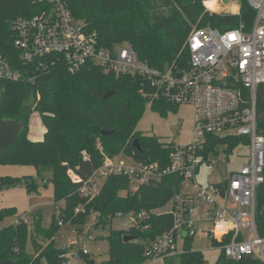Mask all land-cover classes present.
<instances>
[{"label": "trees", "instance_id": "16d2710c", "mask_svg": "<svg viewBox=\"0 0 264 264\" xmlns=\"http://www.w3.org/2000/svg\"><path fill=\"white\" fill-rule=\"evenodd\" d=\"M63 1L72 16L83 23L84 30L94 34L103 47L126 43L138 61L163 71L188 69L186 41L194 29L210 27L223 32L236 28L240 21L249 24L254 18L246 0H238L239 15L209 13L201 0ZM41 7L42 4L33 5L32 0H0V58L17 76H0V123L4 119L24 123L14 142L0 152V164L32 166L40 177L50 176L54 203L63 202L64 207L60 210V221L52 222L47 230L41 228L39 219L31 231L26 223L1 228L0 263L10 260L11 264H42L46 260L49 264H60L59 255L64 249L55 247L53 239L59 222L85 225L95 214V228L105 229L115 217L146 212L149 219L139 228L131 226L128 230L109 232V259L101 263L142 264L146 244L172 228L171 214L153 211L166 206L180 191L181 177L165 176L159 183L141 186L132 193L127 177L112 175L98 194L83 198L78 193L80 183L74 182L68 172L86 181L104 159L119 154L137 162L167 165L174 145L144 135L137 126L148 105L162 117L176 112L178 106L145 98L143 92L148 87L138 75L106 72L92 64L70 74L64 65H49L47 59L24 62L14 45L11 24L16 17L39 13ZM43 65L49 66L44 69ZM108 92L114 94L105 100ZM30 100L33 105L28 107ZM33 110L39 113L44 127L40 141H31L26 136ZM257 110L258 132L264 135V86L259 88ZM103 131L109 133L103 135ZM135 140L139 151L133 147ZM23 179L27 191L33 192L32 179ZM17 183L19 178L2 177L0 190ZM80 204L84 212L75 214L74 209ZM10 216H15L14 209L0 210V223ZM32 234L45 243L36 242ZM126 235L137 239L124 242ZM191 239L185 238L182 251L165 257L163 264H205L202 253L191 249ZM29 240L32 253L27 251ZM218 263L234 264L222 253ZM239 264L259 263L248 258Z\"/></svg>", "mask_w": 264, "mask_h": 264}, {"label": "built area", "instance_id": "2783aa9c", "mask_svg": "<svg viewBox=\"0 0 264 264\" xmlns=\"http://www.w3.org/2000/svg\"><path fill=\"white\" fill-rule=\"evenodd\" d=\"M246 1L254 12L251 23L240 21L236 28L223 32L210 27L193 30L186 41L190 64L183 72L150 68L138 61L129 46L103 47L63 0H32L33 5L42 4L39 13L12 21L14 45L24 62L47 59L49 65H64L70 74L92 64L106 72L138 75L148 87L145 98L192 108V138L174 146L167 165L137 162L128 156L134 165L106 158L86 181L68 172L80 183L78 193L83 198L98 194L112 175L127 177L132 193L165 176L181 177L180 191L167 212L173 219L172 228L146 244L142 264L177 255V240L198 233L210 239L229 262L239 264L249 258L264 264V135L258 132L257 110L259 88L264 86V0ZM201 2L209 13L220 11L217 0ZM230 12L239 15V9ZM0 66V76L17 77L1 58ZM221 152L227 160L241 163L223 182L203 187L196 175L200 168H211V159ZM80 212H84L81 204L74 209L75 214ZM128 215L137 228L149 219L146 212ZM23 223L28 224L18 218L14 225ZM200 224L210 228L200 229ZM92 260L85 249H64L59 255L60 264H90ZM42 264L49 263L43 260Z\"/></svg>", "mask_w": 264, "mask_h": 264}, {"label": "rangeland", "instance_id": "374dc122", "mask_svg": "<svg viewBox=\"0 0 264 264\" xmlns=\"http://www.w3.org/2000/svg\"><path fill=\"white\" fill-rule=\"evenodd\" d=\"M219 12L217 14H231L230 10L236 11L240 5L238 0H217ZM217 7L214 5V10ZM118 47L127 48L126 43L117 44ZM9 68V66H8ZM33 105V100L27 102V106ZM138 130L144 135L155 136L161 141L173 144L174 146L188 143L193 133V110L189 106H179L176 112H168L165 117L153 112L148 105L145 113L138 123ZM43 124L40 115L33 110L27 121L26 136L31 141H40L43 139ZM211 168H200L196 175L197 181L203 187L209 183L223 182L228 173L235 170L236 166L241 163L232 158L225 157L223 152L211 159ZM114 163H123L134 165L132 158L119 154L114 158ZM2 177L19 178L20 183L0 190V210L11 208L15 211V216L6 217L0 223V229L7 227L18 218L26 220L28 228L31 231L33 224L40 220L42 229L50 228L52 222L60 221V210L64 203L55 204L53 199V183L51 177H40L36 169L32 166H13L0 164V179ZM29 177L35 185V190L31 193L27 191V185L23 178ZM47 180V182L45 181ZM186 186L185 184L183 185ZM171 209V202L163 208L154 211L155 214L167 213ZM96 215L92 214L85 225H74L71 222L62 224L55 230L53 239L54 245L60 249H70L76 252L80 249L88 251L95 264H101L109 259V245L107 236L110 231L128 230L133 225V219L129 215L115 217L105 229L95 228ZM210 228V225L200 224V229ZM38 243H45L37 235H31ZM183 240L178 239L176 242V251L180 253L183 248ZM191 249L201 252L205 264H219L221 251L214 248L210 239L196 234L191 239ZM27 251L33 252L31 241H28ZM162 263V262H161ZM159 263V264H161Z\"/></svg>", "mask_w": 264, "mask_h": 264}, {"label": "water", "instance_id": "95a60500", "mask_svg": "<svg viewBox=\"0 0 264 264\" xmlns=\"http://www.w3.org/2000/svg\"><path fill=\"white\" fill-rule=\"evenodd\" d=\"M225 84V81L222 82ZM114 92H108L104 95V99H108L110 96H112ZM24 128V123L13 120V119H4L0 123V152L3 151L6 147H8L10 144L14 142V140L18 137V135L22 132ZM109 132L103 131L102 134L106 135ZM133 147L139 151L140 146L137 142V140L134 141ZM182 236L186 237V231L182 232ZM137 237L135 236H124V242H129L132 240H136ZM0 264H11L10 260H5L1 262ZM90 264H95L92 260Z\"/></svg>", "mask_w": 264, "mask_h": 264}, {"label": "bare ground", "instance_id": "6f19581e", "mask_svg": "<svg viewBox=\"0 0 264 264\" xmlns=\"http://www.w3.org/2000/svg\"><path fill=\"white\" fill-rule=\"evenodd\" d=\"M209 5H210V7H211L212 9H214V8H213L214 3H213V4L210 3Z\"/></svg>", "mask_w": 264, "mask_h": 264}, {"label": "crops", "instance_id": "0c3cea01", "mask_svg": "<svg viewBox=\"0 0 264 264\" xmlns=\"http://www.w3.org/2000/svg\"><path fill=\"white\" fill-rule=\"evenodd\" d=\"M43 132H44V127H43ZM159 263H161V262H158V263H156V264H159ZM161 264H163V262H162Z\"/></svg>", "mask_w": 264, "mask_h": 264}]
</instances>
